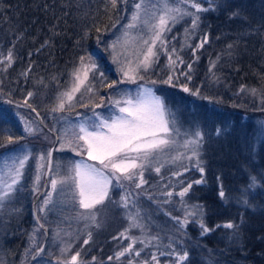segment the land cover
Wrapping results in <instances>:
<instances>
[{
    "label": "rangeland",
    "instance_id": "1",
    "mask_svg": "<svg viewBox=\"0 0 264 264\" xmlns=\"http://www.w3.org/2000/svg\"><path fill=\"white\" fill-rule=\"evenodd\" d=\"M137 2L139 0H128L126 7L121 5L115 9L113 26L107 32L109 37L105 43V61L84 59L83 63L89 69L88 80L81 86L80 92L74 94L71 105L66 102L62 111L58 109V104L60 99L66 98L61 94L71 91L75 86L73 72L80 67L81 60L67 65L55 63L41 67L42 65L38 64L32 68L28 63L20 66L14 50L17 44L9 45L12 41L7 44L0 39V101L11 98L23 104L27 99V103L31 105V108L17 104L0 106V122L3 125L6 123L3 129H10L0 132L4 133L0 144H8L9 137L13 142L7 149L0 147V153L13 147H21L29 149L32 154V158L24 167L20 191L11 201H6L0 206L2 264H72L71 256L77 252L80 253L77 264H219L203 253L195 254L189 249L185 236L206 234H202L201 217L186 216V213L192 211L193 206L202 205L204 225L212 229L211 233L227 235L226 239L230 241L234 240L233 230L217 225L231 222L241 226L248 210H257L253 199L259 187L248 192L247 196L241 190L248 187L250 176H255L258 184H262L264 178V170L257 172L253 168L257 166V157L263 152L261 144L264 142V88L240 85L232 89L227 80L218 74L217 65L211 61L208 64L204 60L205 55L207 58L212 51L211 46H207L211 35L204 26L205 14L208 11L199 14L198 26L195 29L192 28L191 18L185 17L175 25H170L171 30L164 34V39L168 41L167 52H171L174 47L176 52L172 54V59L175 60L179 56L183 64L177 61L175 65H170L167 53L161 52L158 57L153 58L157 62L152 63L147 70L142 67L137 69L151 44V33L146 28L141 30L138 26L137 29H129L127 36L124 35V26L131 22L133 5ZM191 2L199 3L203 8L209 7L208 0H190ZM217 4H220V0H214L212 7ZM188 10L193 11L191 8ZM160 14L163 13H155L157 17ZM144 19L145 17L141 16V20ZM150 23H158V20L152 19ZM6 27L8 38L15 40L13 26ZM205 37L207 42L203 47H198ZM144 40H148L149 45H145ZM114 43L115 51L111 47ZM9 51L12 53L10 65L5 60ZM153 51L160 52L159 41ZM92 64L96 66L94 70L91 69ZM188 64L192 65L191 69L187 68ZM129 68L134 70L130 73L135 77L134 80L126 78L121 71H128ZM181 72L188 73L191 80L180 75ZM99 73L104 74L103 78ZM169 76L173 77L172 82L166 83ZM89 84L92 91L86 92L85 88ZM109 84L112 87H108ZM184 87L190 91H183ZM242 87L256 89V94L241 92ZM145 88H151L156 96L163 99L167 109L175 114L181 132L196 129L203 132L200 160L204 172L200 173L196 169L195 160L183 159L175 165L171 163V157L178 154L191 155V152L182 147L184 140L191 136L181 135L176 137L175 148L156 154L146 162L143 170L146 183L137 188L133 181L122 179L118 184L113 179L108 197L95 209L79 208L71 196L72 189L67 186L60 191L58 184L57 191L53 192L50 181L72 175L70 170L75 162L84 161L99 166V161L89 158L86 147L82 148L84 141L77 143L69 135L65 137V143L61 147V140L58 138L63 136L64 130L74 128L80 123H85L88 127L91 121L98 122L94 113H99L105 119L120 115L119 108L127 107L125 101L131 99L135 102ZM197 90L200 95H193ZM28 92H32L33 96L27 97ZM115 101H120L119 107ZM226 104L228 108H225ZM37 113L42 131L28 135L24 131L25 121H36ZM235 121H239L238 124L235 125ZM217 129L220 130L219 135ZM88 130L93 129L88 127ZM238 135H245L248 145L242 144L236 152L233 151L230 158L238 159L243 164L242 167H236L233 161H226L222 159L224 156L221 155L220 158V155L214 154L222 140ZM69 140L71 147L68 146ZM53 146V158L48 174L47 153ZM248 153L251 159L244 157L248 156ZM41 154L45 155L44 161L38 159ZM38 163H43L44 168L39 169L41 179L36 185L38 191H35L34 180ZM0 166H3V157H0ZM156 167H160L159 173L154 171ZM185 168H188V171H185ZM177 172L180 173L179 176L174 175ZM201 179L203 183H194ZM189 183L192 184L189 192L184 197H179L177 193ZM221 185L227 196L226 201L218 196ZM46 192H51L53 203L42 210ZM167 192H172L173 195L168 197ZM126 195L128 202L127 207H124L120 202ZM242 198H247L250 206L240 203ZM222 211H226L225 214L230 213L219 216ZM212 213L216 214V220L210 223ZM82 214H95L99 227L90 220L80 219ZM130 217H136L140 227L132 226ZM185 218L188 220L186 225L183 223ZM39 225L43 227L40 228ZM89 232L91 239L84 244L83 241L88 239ZM132 240L137 242L132 244ZM130 244L132 251L117 258V253L124 251ZM69 246L70 251L61 252L62 248ZM135 252L140 255H135ZM185 252L187 258L180 261L179 257Z\"/></svg>",
    "mask_w": 264,
    "mask_h": 264
},
{
    "label": "snow or ice",
    "instance_id": "2",
    "mask_svg": "<svg viewBox=\"0 0 264 264\" xmlns=\"http://www.w3.org/2000/svg\"><path fill=\"white\" fill-rule=\"evenodd\" d=\"M113 6L116 5V0H111ZM209 7L203 8L199 3L191 2L190 0H139V2L133 5V12L131 15V22L124 26V35H128L129 29H137L138 26L143 29H147L151 33V44L149 45L148 40H144L145 45H149L147 51L143 55V59L137 65V69L143 68L147 70L151 67L152 63L157 62L153 58L158 57V55L163 52L167 53V57L170 65H175L177 61L183 64V60L179 56L175 60L172 59V54L176 52L173 47L171 52H167L168 41L164 39V34L166 31H170V25H175L179 20H183L185 17L191 18L192 28L195 29L198 26L199 14L201 12H207L214 10L212 4L214 0H208ZM171 4L177 5L176 7H171ZM191 8L193 11H189ZM155 13H163L158 17ZM239 15V11L233 12L232 16L236 17ZM141 16L145 17L142 21ZM157 19L158 23L152 24L150 20ZM99 40V37H98ZM157 41L160 42V52L153 51L156 47ZM207 42V38L198 45V47H203V44ZM47 43V42H46ZM115 51V43L111 45ZM232 45H229L231 48ZM5 60L10 65L12 62V53L9 51ZM115 60V58H114ZM84 58L81 57V65L73 72L76 84L69 92L62 93L61 96L65 99H60L58 104V109L63 110L65 103L67 102L71 105L74 94L80 92L81 86H84L88 80V66L83 63ZM215 65H213L214 67ZM192 65L188 64L187 68L191 69ZM96 68L95 64L91 65V69ZM81 70H83V78H81ZM123 75L126 78L134 80L135 77L130 75L133 69L129 68L128 71L121 69ZM103 73H99V76L103 78ZM180 75L185 76L186 79L191 80V76L188 73L181 72ZM173 77L169 76L166 83H171ZM179 79V77H177ZM115 83V82H113ZM108 87H112L111 84ZM86 92L92 91V86L89 84L85 88ZM183 91L189 92L187 87L183 88ZM241 92L248 91L252 95L256 94V89H245L241 88ZM193 95L199 96V90L192 93ZM83 95V94H82ZM33 93L28 92L27 97H32ZM207 99V97H204ZM117 107H119L120 101L114 102ZM127 107L119 108L120 115L110 117L105 119L100 116L99 113H94L95 117H98V122L89 121L88 127L93 130L89 131L85 123H80L75 125L74 128H68L64 130L62 137L58 138L61 140V147L65 143V137L71 135L72 138L76 140L77 143L84 141L83 147H86L87 155L93 161H99V166L94 164H88L84 161L75 162L70 170L72 175L62 177L59 180L52 179L50 181V186L53 192L57 191L58 184L60 185V191H63L65 186L72 189L71 196L75 204H78L79 208L85 210L95 209L97 205L103 203V201L108 197L109 187L112 185L113 179L119 182L123 180L133 181L135 187L139 188L142 184L146 183L143 179V170L146 166V162H149V158H154L156 154L164 153L166 151H171L176 147V137L181 135L188 137L185 139L182 147L187 152H191V155H184L183 153L178 154L175 157H171V163L175 165L178 161L187 159L189 161L195 160L196 169L200 172H204V167L201 166L200 155L203 148L204 134L201 130L196 129L195 131H185L181 132L180 127L175 119V114L167 109L163 99L156 96L151 88H145L144 91L139 95V98L134 102L129 99L125 101ZM29 107L31 105L27 103L25 99L24 103L20 107ZM99 107V105H97ZM57 109H53L56 111ZM32 111H35L32 109ZM36 121H25L24 131L28 135H35L38 131H42L39 127L41 121L39 120V114H36ZM170 124L172 126H170ZM10 131V129L0 128V132ZM220 134V130L217 129V135ZM68 146L71 147V141H67ZM11 137H9L8 144H0V147L8 148L9 144H12ZM75 151V148L72 149ZM0 157H3V166H0V206L6 201H11L17 192L20 191L21 182L24 174L25 164L29 159L32 158L31 151L27 148L13 147L7 152L0 153ZM47 157H51V152L47 153ZM39 161L45 160V155L41 154L39 156ZM163 166V165H161ZM38 171L34 180V190L38 191L36 185L39 184L41 176L39 174V169L44 168L43 163H38ZM160 167L154 169L155 172H160ZM188 171V168H185ZM174 175L179 176L180 173H174ZM138 181V182H136ZM194 183H203V179L197 180ZM123 187V185H119ZM192 184L189 183L187 187H184L177 195L179 197H184L191 189ZM264 189V184H258L257 178L255 176L249 177V185L246 189L241 191L247 196L248 192L256 188ZM166 195L171 197L172 192H167ZM45 199L42 203V210L44 207L49 206L53 203L51 199V192L44 193ZM218 196L222 200H227L225 191L222 185L218 191ZM128 197L127 195L121 198V204L127 207ZM240 203L245 206H250V201L247 198L240 199ZM204 215V208L202 205L193 206V210L186 213V216L201 217L200 227L202 234H207L212 231L204 225L202 217ZM80 219L90 220L92 224L99 227L97 223V218L95 214L91 215H81ZM132 221V226L140 227L136 217H130ZM176 219V218H173ZM177 223L180 221L177 219ZM184 225L188 223L187 218L184 220ZM183 226V225H182ZM40 228L43 225H39ZM217 227H226L233 230V236L238 238L239 226L234 225L229 222L224 225H217ZM59 235V233H57ZM123 235V234H121ZM128 238V237H125ZM91 239V233H88V239L84 240L83 243L87 244ZM153 239H157L153 237ZM137 241L132 240V244ZM132 244H130L124 251L117 253V258L123 256L126 252L132 251ZM42 251V249L40 250ZM70 251V246L68 248H62L61 252ZM80 253L77 252L75 255L71 256L72 264H77L78 257ZM135 255L139 256V252H135ZM187 258V253L179 257L180 261H184ZM95 259V258H93ZM109 259H112L109 257ZM155 260V257H153ZM2 264V262H0Z\"/></svg>",
    "mask_w": 264,
    "mask_h": 264
},
{
    "label": "trees",
    "instance_id": "3",
    "mask_svg": "<svg viewBox=\"0 0 264 264\" xmlns=\"http://www.w3.org/2000/svg\"><path fill=\"white\" fill-rule=\"evenodd\" d=\"M127 1L116 0L113 6L111 0H0V39L7 44L12 41L9 45L17 44L14 50L20 66L67 65L80 61L81 57L102 62L106 58L107 32L113 26L115 9L121 5L126 7ZM213 9L205 14L204 26L211 35L207 46L212 51L204 60L217 65L218 74L232 89L240 85L264 88V0H220ZM236 11L239 15L233 17ZM7 25L13 26L15 40L8 38ZM14 70L15 67L12 74ZM4 100L0 106L22 105L11 98ZM0 126L5 127L6 123L0 122ZM3 136L0 133V139ZM231 137L222 140L214 154L242 167L238 159L230 157L233 151L248 143L247 137ZM261 145L263 152L256 156L260 163L256 161L257 166L253 167L257 172L264 170V142ZM247 155L244 157L249 159L250 153ZM253 203L257 210H248L244 223L239 226L238 238L229 241L227 235L217 232L185 236L189 249L219 264H264V189L259 188ZM225 213L222 211L219 216L230 212ZM215 215L211 214L210 223L216 220Z\"/></svg>",
    "mask_w": 264,
    "mask_h": 264
},
{
    "label": "water",
    "instance_id": "4",
    "mask_svg": "<svg viewBox=\"0 0 264 264\" xmlns=\"http://www.w3.org/2000/svg\"><path fill=\"white\" fill-rule=\"evenodd\" d=\"M51 157L49 158V169H48V174L50 171L51 163H52V158H53V152H54V146L51 148Z\"/></svg>",
    "mask_w": 264,
    "mask_h": 264
},
{
    "label": "bare ground",
    "instance_id": "5",
    "mask_svg": "<svg viewBox=\"0 0 264 264\" xmlns=\"http://www.w3.org/2000/svg\"><path fill=\"white\" fill-rule=\"evenodd\" d=\"M4 101H5V100L3 99V100L0 101V103H3ZM25 107H26V106H25Z\"/></svg>",
    "mask_w": 264,
    "mask_h": 264
}]
</instances>
